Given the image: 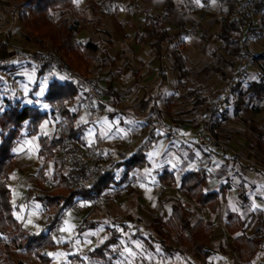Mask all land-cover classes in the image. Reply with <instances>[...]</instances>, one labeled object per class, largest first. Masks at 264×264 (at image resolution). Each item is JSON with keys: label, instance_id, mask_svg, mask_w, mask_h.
I'll return each mask as SVG.
<instances>
[{"label": "rangeland", "instance_id": "1", "mask_svg": "<svg viewBox=\"0 0 264 264\" xmlns=\"http://www.w3.org/2000/svg\"><path fill=\"white\" fill-rule=\"evenodd\" d=\"M172 1L176 12L186 21L185 25L166 22L162 1L148 6L150 15L158 18L161 24L168 23L172 37L171 44L163 45L158 59L148 46L150 40L145 44L135 41L146 30L142 13L131 1L73 0V11L67 16L68 20L72 22L78 15L89 19L78 40L81 43L92 41L99 49L97 53L84 51V56L89 59V75L73 72L90 77L104 96L99 102L103 106L94 103L93 110L86 109L79 97L70 102L69 109L78 116L76 126H82L80 136L83 139L73 148L100 157L101 161L96 164L104 165L129 158L145 139L148 129L133 118L135 113L123 104L115 107L112 97L107 96L111 84L124 93L136 83L131 93H125L124 104H128L134 94L149 105L156 102L164 124L171 126L173 132L159 129L162 136L146 156L145 168L150 175L143 182H139L136 175L132 186L135 192L112 198L109 189L93 201L77 199L64 211L53 230L56 246L44 252L52 264H98L89 260V253L113 235H117V240L106 250V257L113 264H206L203 254L196 255L191 248L180 244L174 234L162 245L161 238L149 227L151 222L164 221L171 205L185 201V192L179 188L180 179L186 172L195 169L189 161L191 155L202 160L201 149L213 151L219 159H229L230 171L234 172L229 177L234 178V183L239 181L240 176L243 179L257 177V184L264 188V147L258 143L260 132L264 139V99L250 89L252 84L260 87L264 84V10L257 15L247 16L248 27L245 28L248 29L243 49L245 56L263 58L258 62L250 59L240 61L225 55L218 36L222 29L221 18L228 10L225 2L209 0L203 4L202 0ZM255 2L252 0L249 13L255 8ZM29 8L28 0H0V64L6 65L0 69V88L4 91L0 112L8 108L4 103L8 100L10 104L19 102L22 106H33L50 113L53 108L44 98L52 80L61 79L59 74L63 73L45 59H63L69 66L64 55L52 56L49 53V39L41 40L44 45H39L35 38L42 39L41 33L28 30L22 24L19 16L21 13L29 16ZM236 9L242 13L239 3ZM114 38L121 42L115 43ZM109 40L112 44H109ZM180 42L185 43L184 56L190 70L183 88L178 84V74L170 56L172 49ZM106 54L114 57L115 64L102 69L101 61ZM35 55L49 65L42 75H39V67L33 60ZM160 69L164 79L159 74ZM26 127L27 124H24L20 138L12 149L15 157L7 184L13 215L21 228L32 235L41 232L46 218L52 215L34 199V195L56 188L57 182L52 179L53 175H57L54 165L60 172L66 170L61 165H67L62 162L64 149L47 162L37 155L38 137L51 139L57 134V112L41 123L35 136H27ZM130 128L137 133H132ZM210 128H213L219 145L208 146L207 150L204 148L207 145L200 144L193 135ZM121 140L125 141L124 144ZM96 148L101 153L96 152ZM123 151L129 153L122 157L120 154ZM248 154L257 159V163L248 159ZM253 163L259 164V167L254 168ZM235 164L240 167L234 169ZM40 167L44 169L45 181L36 179ZM164 171L173 175L172 181H159L158 176ZM122 172L120 168L115 172V177L118 178ZM63 185H57L58 195L65 194L61 190ZM242 195L248 197V191L243 190ZM258 197L262 198L263 204L259 205L253 199L254 206L261 208V211H255L256 219L264 223V195ZM244 208V211H240L241 218H249L253 208L250 205ZM238 210L231 204L228 212ZM84 220L98 223L94 227L84 225L81 228ZM189 220L191 224L196 223L198 214L191 211ZM137 229L141 232L135 237ZM4 239L9 241V238ZM216 248V245H211L209 250ZM210 255L213 257L214 253ZM25 264L41 263L35 255H28Z\"/></svg>", "mask_w": 264, "mask_h": 264}, {"label": "trees", "instance_id": "2", "mask_svg": "<svg viewBox=\"0 0 264 264\" xmlns=\"http://www.w3.org/2000/svg\"><path fill=\"white\" fill-rule=\"evenodd\" d=\"M142 13L143 24L146 33H141L135 41L139 44H145L148 40V46L153 50L158 59L161 57V49L165 44H171L172 37L168 23L161 24L158 18L150 15L149 5L159 0H129ZM138 1L145 3L140 4ZM164 4V18L166 22H174L175 25H185L186 21L182 15L176 12L175 4L172 0H160ZM228 6L227 12L221 18V32L219 39L223 43L224 53L226 56L238 58L240 61L250 59L258 62L263 56H245L243 53L245 45V27L247 25V15L237 11L239 0H221ZM209 0H202L203 4H207ZM30 6V15L21 13L19 16L22 24L31 31L41 33V38H35L39 45L43 39H49L50 54L64 55L68 61V69L75 71L77 74L89 75L91 73L89 67V59L84 56V51L97 53L98 45L92 41L81 43L78 35L86 29L89 19L83 15H78L75 20L70 22L68 15L73 11V0H28ZM264 10V0H256L255 8L250 15H257ZM94 14V12H93ZM112 44V41H108ZM185 43H178L172 49L170 56L173 68L178 74V84L183 88L185 82L190 76V70L187 67V58L184 56ZM37 67H39V75H42L49 69V65L43 63L39 55H35L34 59ZM114 65L113 59L106 54L101 61V68H110ZM6 65L0 64V69H4ZM65 74L67 80L64 82L55 79L48 86L47 94L44 98L45 102L53 109L50 113L42 112L37 107L22 106L16 102L10 104L8 100L4 103L7 109L0 112V264H25V258L28 255H35L41 264H52L51 260L44 254L45 251L53 249L56 242L53 237V230L59 223V219L63 216L64 211L71 207L77 199L82 201H93L102 196V194L111 189V197L119 198L126 187L130 186L131 178L134 171L140 170L146 166V156L152 149L153 145L162 134L159 129H165L172 133L171 126H166L163 122L161 112L155 109L154 113L147 119L145 126L148 129L147 135L140 143L135 153L127 159L119 162H109L104 165L97 163V170L92 176L91 181L84 187H80L79 179L84 175L86 168L79 166L77 169L72 167H64L66 170L60 172L54 165V173L52 179L57 185L64 184L61 188L65 194H57L56 188L52 190H44L40 194H35L34 199L46 208V211L52 215L46 218L44 229L38 234L28 235L21 228V224L13 215V206L10 201V190L8 188V176L12 169V161L15 155L12 149L16 145L21 135V129L27 124V136H35L39 132V127L43 121L57 112L59 128L55 137L48 139L47 137H38L39 150L37 155L44 162L53 160L55 156L64 149L65 152L73 150L80 141L82 126H76L77 115L69 109V104L80 94L81 89L75 82L69 78L67 72L61 70ZM160 75L163 73L160 71ZM164 79V75L162 76ZM37 87V84L35 85ZM250 89H254L255 93L264 99V84H252ZM4 91L0 88V103L3 101ZM221 99V98H220ZM99 106H103L98 102ZM214 137L213 128H210ZM263 133L260 132L258 143L264 147ZM120 168L123 169L122 174L116 178L115 172ZM37 181H45V173L43 167H40L36 174ZM159 181L164 182L173 180V175L164 171L159 176ZM207 173L205 169L200 168L195 171L186 172L180 179L179 188L185 192L187 198L192 200L201 209H209L216 211L217 200L220 196L219 191L206 192ZM190 212L183 205L176 203L171 205L170 213L164 221L151 222L149 227L161 238L160 243L165 244L174 234L178 242L185 245L198 254L206 255L208 252L207 243L210 240L211 230L204 227L202 221L191 224L189 220ZM255 217L244 222L235 219L231 213L227 216L226 227L230 233H238L234 242L237 247L239 259L242 262L252 260L259 248L264 244V231L258 229L255 233L248 236L247 231L252 228ZM98 222L81 223V228L85 226L94 227ZM137 229L135 237L140 234ZM4 238H9L6 241ZM117 240V235L108 238L102 245L96 247L89 253V260L98 264H113L106 257V250ZM43 253V254H42Z\"/></svg>", "mask_w": 264, "mask_h": 264}, {"label": "crops", "instance_id": "3", "mask_svg": "<svg viewBox=\"0 0 264 264\" xmlns=\"http://www.w3.org/2000/svg\"><path fill=\"white\" fill-rule=\"evenodd\" d=\"M113 40L115 43L121 42V40L119 41V39L117 40L116 38H114ZM121 54H123V52H121ZM109 56L113 59L114 64H115L114 57L112 55H109ZM160 71H162V69H160ZM119 73L120 71H118L117 74L119 75ZM59 76L61 77L62 80L60 78H55V80L60 81V82H64L67 80L65 74H59ZM135 86H136V83H134L132 87H128L125 90V92L122 93L120 89H115L113 84H111L110 86L111 91L107 93V96L112 97V104L115 105V107H118V105L123 104L127 106L128 108H130L135 113L134 115H132L133 118L139 120L142 123L143 128L147 129L145 126L147 119L154 113L155 109L159 110V108L156 107V102L149 105L147 101L142 100L136 94L133 95V97L130 99L128 104H124L125 98H126L124 97L125 93L126 92L131 93ZM78 97L80 100L81 94ZM102 97L104 98V96ZM77 105H79V103ZM137 112H141V113H137ZM77 121H78V116H77ZM130 129L132 130V133H137L135 129L133 128H130ZM82 140L83 139L80 136V141ZM128 141L130 142V139ZM120 142L124 144L125 141L121 140ZM204 148L207 149L208 146ZM96 152L101 153L100 150ZM199 152L201 153L202 160H198L195 156L191 155L189 157V161L193 163L195 167L193 171L200 169V168L205 169L207 173V183L205 186L206 192H213V191L220 190V196L217 200L216 211L212 212L209 209H201L192 200L187 198V196L185 198V201L184 202L182 201L179 204L183 205L186 209L189 210V212L191 211L196 212L198 214V220L196 222L202 221L204 227L209 228L211 230L210 240L207 243V249L209 250L211 245H216L217 248L214 251L209 250L206 253V255H204L205 259L207 260L206 264H264V244L259 248L255 257L252 260H250L249 262H245V263L240 261L237 247L234 242V239L238 235V233L232 234L228 231L226 227L227 216L228 214L232 213L235 216V219L238 218L244 222L249 221L252 218V216L255 217L252 228L247 231L248 236L255 233L258 229L264 231V223L263 222L260 223L259 221H257L256 212H255V211H261V208L255 207L254 206L255 202H253V199H255V201L258 202L259 205L263 204L262 198L258 197V195H264V188H261L257 184V177H254V179H249V178L243 179V177L240 176L239 181H237V183H234V180H232L233 177H229V174L233 172L232 170L230 171L231 167H230L229 159L227 158L219 159V157H217L218 155L214 153L213 151H204V149H201V151ZM127 153H129V151H123L120 155L124 157L127 155ZM247 158L252 160L254 163L257 161V159H255L251 154H248ZM254 163L252 164L254 165V168H257L256 166L259 167V164L257 165ZM235 167L239 168L240 165L235 164L233 168L235 169ZM242 168L243 167H241V169ZM136 175H137L139 182H143L149 177L150 172L144 167L133 173V176L135 178H136ZM134 184L135 183L131 181V185L126 187L122 195L125 193L127 194L128 192H135V189L132 187L134 186ZM243 190L248 191V197H245V195H242ZM256 193H257V196L255 195ZM231 204L235 205L239 209L238 212H228L229 206ZM247 205H250L253 208V213H251L249 218H241L240 211H244L245 209L244 207ZM169 213H170V208H169L168 215ZM212 253H214L213 257H211L210 255Z\"/></svg>", "mask_w": 264, "mask_h": 264}, {"label": "built area", "instance_id": "4", "mask_svg": "<svg viewBox=\"0 0 264 264\" xmlns=\"http://www.w3.org/2000/svg\"><path fill=\"white\" fill-rule=\"evenodd\" d=\"M251 4L252 0H239L240 11L250 16L249 11L252 9ZM45 61L50 63L53 67L60 68L67 72L69 78L81 89L82 96L80 101L86 109L93 110L94 103L102 102V95L90 77L79 76L75 72L69 70L67 63L63 59L47 57ZM172 137L176 139V136L172 135ZM193 138L202 145H219L209 129H204L201 132L195 133ZM234 155L238 159H242L240 156ZM100 161V157H95L92 153L82 152L79 148L67 151L62 156V162L65 165L73 169H77L79 166H84L86 168L84 175L79 179L80 187L86 186L91 181L93 174L97 170L96 162ZM131 180L134 181L135 177L132 176Z\"/></svg>", "mask_w": 264, "mask_h": 264}]
</instances>
